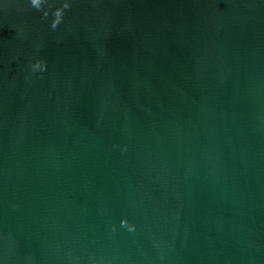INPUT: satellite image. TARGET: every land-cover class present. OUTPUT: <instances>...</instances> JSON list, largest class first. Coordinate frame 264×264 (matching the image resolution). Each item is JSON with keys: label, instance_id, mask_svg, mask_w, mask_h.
Here are the masks:
<instances>
[{"label": "water", "instance_id": "obj_1", "mask_svg": "<svg viewBox=\"0 0 264 264\" xmlns=\"http://www.w3.org/2000/svg\"><path fill=\"white\" fill-rule=\"evenodd\" d=\"M0 264H264V0H0Z\"/></svg>", "mask_w": 264, "mask_h": 264}]
</instances>
